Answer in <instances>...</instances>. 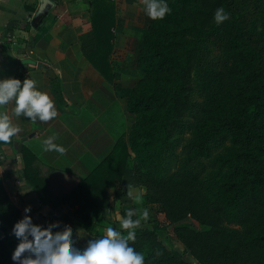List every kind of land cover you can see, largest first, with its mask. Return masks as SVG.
Segmentation results:
<instances>
[{
    "label": "trees",
    "instance_id": "16d2710c",
    "mask_svg": "<svg viewBox=\"0 0 264 264\" xmlns=\"http://www.w3.org/2000/svg\"><path fill=\"white\" fill-rule=\"evenodd\" d=\"M167 2L170 13L152 20L141 39L143 78L127 103L135 115L129 131L65 194L52 191L23 145L16 150L25 179L43 202L75 199L77 213L89 220L109 206L106 188L121 189L133 159L149 218L130 243L145 264H264V0ZM88 3L91 30L81 49L113 82L116 2ZM221 6L229 18L218 25L213 14ZM160 212L192 259L163 241ZM19 217L0 178V264H12L11 228Z\"/></svg>",
    "mask_w": 264,
    "mask_h": 264
},
{
    "label": "crops",
    "instance_id": "0c3cea01",
    "mask_svg": "<svg viewBox=\"0 0 264 264\" xmlns=\"http://www.w3.org/2000/svg\"><path fill=\"white\" fill-rule=\"evenodd\" d=\"M52 1L51 10L35 27L32 20L40 0H0V77L34 79L57 110V116L49 121H32L16 117L12 112L14 101L9 102L5 110L20 131L13 143L0 145V178L20 209L19 219L25 215V206H30L29 214L42 230L54 228L63 233L68 228L77 246H83L87 239L104 234L107 225H118L124 210L144 207V196L138 205L128 197L127 189L131 187L134 193L143 190V194L145 189L134 182L130 161L121 189L116 192L112 186L106 188L109 206L98 217L84 220L76 211L75 199L68 198L58 206L43 202L25 179L22 153L16 150L23 145L38 158L39 169L49 179L52 191L68 193L111 152L119 135L128 132L134 122L114 85L122 82L123 76L119 79L116 75L113 82L106 80L81 49V36L91 30L88 0ZM114 1L118 18L122 0ZM27 58L44 63V67L24 63ZM49 68L54 70L55 78L48 73ZM53 80L60 87L61 98L54 91ZM53 133L63 153L43 150L41 141ZM24 136L29 137L22 141ZM15 140L19 141L17 148ZM11 241L12 252L18 243L13 234Z\"/></svg>",
    "mask_w": 264,
    "mask_h": 264
},
{
    "label": "clouds",
    "instance_id": "9594fccd",
    "mask_svg": "<svg viewBox=\"0 0 264 264\" xmlns=\"http://www.w3.org/2000/svg\"><path fill=\"white\" fill-rule=\"evenodd\" d=\"M142 3L145 14L153 20L163 19L171 11L167 0H142ZM228 18L229 13L222 6L213 14L218 25ZM10 101H14L12 112L16 117L46 122L57 116L54 101L34 79L0 77V142L6 144L13 143L12 137L20 131L5 110ZM54 139L55 133L42 140L43 150L63 153V146L55 143ZM127 195L138 205L142 203L143 190L134 193L129 187ZM30 212V206H25V215L11 228L18 241L11 253L15 264H145V254L135 250L130 242L135 241L136 229L142 219L149 218L146 207L126 209L118 227L107 225L104 234L87 239L83 246H77L68 228L63 233L54 228L42 230L38 223L33 222Z\"/></svg>",
    "mask_w": 264,
    "mask_h": 264
},
{
    "label": "rangeland",
    "instance_id": "374dc122",
    "mask_svg": "<svg viewBox=\"0 0 264 264\" xmlns=\"http://www.w3.org/2000/svg\"><path fill=\"white\" fill-rule=\"evenodd\" d=\"M118 5L119 14L114 30L115 38L112 63L117 78L120 79L121 76L124 78L122 82H116L114 85L118 87L120 95L125 99L127 105L133 88L143 78V73L137 64L140 43L143 33L148 29L153 19H150L145 14L142 0H122L121 2L119 1ZM130 117L135 119V115L131 113ZM131 169L134 182H137L133 159L131 160ZM143 206L148 209L147 206ZM142 221L145 220L142 219ZM158 224L160 226L158 232L161 238L173 253L177 256L185 255L188 259H192L190 255L185 254V246L175 235V224L167 222L164 213H158ZM143 225L147 226L145 223Z\"/></svg>",
    "mask_w": 264,
    "mask_h": 264
},
{
    "label": "water",
    "instance_id": "95a60500",
    "mask_svg": "<svg viewBox=\"0 0 264 264\" xmlns=\"http://www.w3.org/2000/svg\"><path fill=\"white\" fill-rule=\"evenodd\" d=\"M53 1L52 0H40V6L32 20V24L35 27H38L39 24L42 22V19L44 18V16H46L48 14V12L51 10L52 6H53ZM24 63H32V64H37L38 68H43L44 67V63L42 62H36L35 60L31 59V58H27L24 60ZM48 73L51 75V77L55 78V72L53 69L49 68L48 69ZM33 134H30V136H32ZM29 136H24L21 138L22 141H25L28 139ZM19 145V141L15 140L14 141V147L17 148Z\"/></svg>",
    "mask_w": 264,
    "mask_h": 264
}]
</instances>
